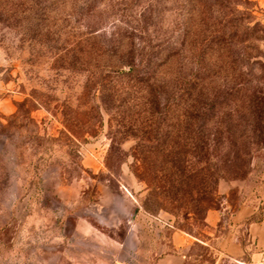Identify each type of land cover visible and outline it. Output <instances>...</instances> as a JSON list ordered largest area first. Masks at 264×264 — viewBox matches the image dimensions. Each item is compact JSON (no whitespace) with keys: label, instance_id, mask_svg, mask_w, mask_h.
<instances>
[{"label":"rangeland","instance_id":"374dc122","mask_svg":"<svg viewBox=\"0 0 264 264\" xmlns=\"http://www.w3.org/2000/svg\"><path fill=\"white\" fill-rule=\"evenodd\" d=\"M229 1L264 39V0ZM177 5L156 1L161 12L152 36L173 33ZM112 7L95 20L105 33L132 19ZM66 20L54 17L50 28L61 31L60 40L70 31L66 50H50L44 35L29 39L24 28L0 22V167L8 179L0 187V264H174V257L182 264L259 263L264 152L244 180H220L213 202L202 191L196 208L186 195L150 190L136 142L111 134L94 90L97 62L80 44L84 22ZM251 44L264 55V41ZM66 141L70 148L61 149ZM210 212L222 217L215 227Z\"/></svg>","mask_w":264,"mask_h":264},{"label":"trees","instance_id":"16d2710c","mask_svg":"<svg viewBox=\"0 0 264 264\" xmlns=\"http://www.w3.org/2000/svg\"><path fill=\"white\" fill-rule=\"evenodd\" d=\"M156 1L165 0H0V22L66 50L70 31L60 40L61 31L50 30L54 17H81L80 44L97 62L94 90L113 138L136 142L150 190L186 195L196 208L202 191L213 202L220 180H244L264 152V55L251 44L264 39L229 0H176L173 33L152 36ZM113 4L117 17L132 19L105 33L95 20ZM5 174L0 167V187Z\"/></svg>","mask_w":264,"mask_h":264},{"label":"crops","instance_id":"0c3cea01","mask_svg":"<svg viewBox=\"0 0 264 264\" xmlns=\"http://www.w3.org/2000/svg\"><path fill=\"white\" fill-rule=\"evenodd\" d=\"M221 215L220 213H217V212H210L208 217H207V222L209 223L210 226L212 227H215L218 225V223L220 222L221 220ZM184 240V239H183ZM178 246H181L180 244ZM177 260V261H175ZM174 264H179L180 261H178V257H174V261H172ZM182 264V261L181 263Z\"/></svg>","mask_w":264,"mask_h":264},{"label":"built area","instance_id":"2783aa9c","mask_svg":"<svg viewBox=\"0 0 264 264\" xmlns=\"http://www.w3.org/2000/svg\"><path fill=\"white\" fill-rule=\"evenodd\" d=\"M257 264H264V250L263 252L261 253V260L259 261V263Z\"/></svg>","mask_w":264,"mask_h":264}]
</instances>
